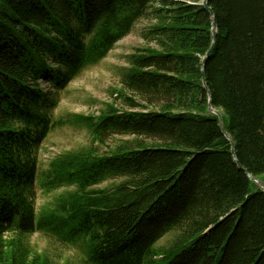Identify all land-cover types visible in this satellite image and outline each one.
Listing matches in <instances>:
<instances>
[{"label": "trees", "instance_id": "trees-1", "mask_svg": "<svg viewBox=\"0 0 264 264\" xmlns=\"http://www.w3.org/2000/svg\"><path fill=\"white\" fill-rule=\"evenodd\" d=\"M201 1L0 0V264H52L26 243L43 229L83 240L87 264H264V191L247 176L264 181V0ZM148 15L123 106L77 117L92 142L131 139L50 158L40 187L65 190L38 213L55 93Z\"/></svg>", "mask_w": 264, "mask_h": 264}, {"label": "rangeland", "instance_id": "rangeland-1", "mask_svg": "<svg viewBox=\"0 0 264 264\" xmlns=\"http://www.w3.org/2000/svg\"><path fill=\"white\" fill-rule=\"evenodd\" d=\"M150 24L153 21L149 15L137 20L130 33L117 41L103 59L83 69L66 88L55 93L57 105L52 111V119L62 120V123L50 131L38 150L35 200L38 213L65 190L62 188L46 192L40 187L42 173L47 170L50 158L83 147H90L98 154H103L118 141L131 139L129 136H112L103 143L92 142L89 129L77 117H96L105 104L109 103H114L119 108L123 106L119 95V92H125L120 81L121 69L126 66L129 54L152 45L141 37V32ZM110 183L111 181H107L97 187L102 188ZM59 223V220L53 222L56 225ZM173 234L174 232H170L163 236L155 247L168 246ZM26 243L31 250L45 254L52 264H87L83 240L68 241L56 231L43 229L29 236Z\"/></svg>", "mask_w": 264, "mask_h": 264}, {"label": "water", "instance_id": "water-1", "mask_svg": "<svg viewBox=\"0 0 264 264\" xmlns=\"http://www.w3.org/2000/svg\"><path fill=\"white\" fill-rule=\"evenodd\" d=\"M208 0H202L201 1V5L204 7V8H206L210 13H212V11H211V9H210V7L208 6ZM215 32V29H214V27H212L211 28V33L213 34ZM213 48V42L211 43V45H210V47L208 48V50L206 51V54H205V56H204V58H203V60H202V63H203V61H204V59L209 55V53H210V51H211V49ZM202 69V68H201ZM201 81H202V85H203V87L204 88H206V86H205V80H204V78L202 77V79H201ZM209 96V95H208ZM207 110H208V112H211V113H213L214 115H216V117H217V119H218V123H219V125H220V127L222 128V116H221V114H220V112L218 111V110H216L215 108H213L211 105H210V103H208V107H207ZM229 140H230V138H229ZM230 142H232L231 140H230ZM247 176H248V178L252 181V182H254L262 191H264V181L263 180H261V179H259V178H256V177H253V176H251L250 174H248L247 173Z\"/></svg>", "mask_w": 264, "mask_h": 264}]
</instances>
